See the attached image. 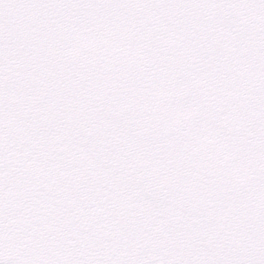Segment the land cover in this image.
<instances>
[{
  "label": "snow or ice",
  "instance_id": "obj_1",
  "mask_svg": "<svg viewBox=\"0 0 264 264\" xmlns=\"http://www.w3.org/2000/svg\"><path fill=\"white\" fill-rule=\"evenodd\" d=\"M0 264H264V0H0Z\"/></svg>",
  "mask_w": 264,
  "mask_h": 264
}]
</instances>
